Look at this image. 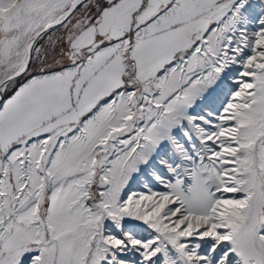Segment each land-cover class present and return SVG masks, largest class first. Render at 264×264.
Segmentation results:
<instances>
[{"label":"snow or ice","instance_id":"1","mask_svg":"<svg viewBox=\"0 0 264 264\" xmlns=\"http://www.w3.org/2000/svg\"><path fill=\"white\" fill-rule=\"evenodd\" d=\"M0 264H264V0H0Z\"/></svg>","mask_w":264,"mask_h":264}]
</instances>
